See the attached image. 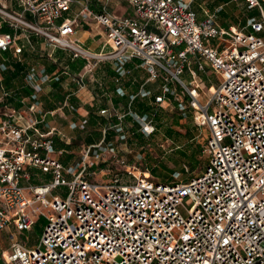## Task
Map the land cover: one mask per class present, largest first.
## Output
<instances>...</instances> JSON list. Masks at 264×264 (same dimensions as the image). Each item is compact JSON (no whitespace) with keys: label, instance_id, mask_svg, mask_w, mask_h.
<instances>
[{"label":"built area","instance_id":"built-area-1","mask_svg":"<svg viewBox=\"0 0 264 264\" xmlns=\"http://www.w3.org/2000/svg\"><path fill=\"white\" fill-rule=\"evenodd\" d=\"M14 1L19 10L12 0H0V25L16 30L0 33V53H21L20 34L34 32L89 61L114 60L119 69L141 60L151 80H164L156 102L173 96L180 117L191 113L208 131L207 164L167 183L146 174L151 171L138 176L121 159L123 170L90 179L104 154L118 158L112 144L87 146L82 163L65 167L53 156V138L38 128L43 120L33 114L23 123L24 115L6 108L0 112V237L10 226L30 231L40 216L47 223L37 246L14 241L2 251L4 263L264 264V0H246L259 14L249 18L247 30L235 31L214 15L199 19L195 0H127L128 16L106 7L94 11L88 0ZM75 5L79 11L66 17ZM80 18L105 28L109 51L90 52L72 38ZM210 69L221 80L207 87L202 74ZM37 76L34 70L28 81ZM139 119L152 134L151 120ZM91 156L96 161H86ZM34 169L52 179L25 184ZM60 186L68 188L65 197L53 193Z\"/></svg>","mask_w":264,"mask_h":264},{"label":"crops","instance_id":"crops-1","mask_svg":"<svg viewBox=\"0 0 264 264\" xmlns=\"http://www.w3.org/2000/svg\"><path fill=\"white\" fill-rule=\"evenodd\" d=\"M11 4L19 10L15 1L12 0ZM88 4L94 11L106 7L115 15L128 16L127 13L118 14L116 11L125 9L111 7L108 1L88 0ZM192 8L199 19L214 15L222 28L232 31L247 30L249 18L259 14L257 8L248 9L246 0H195ZM78 11L79 7L75 5L66 17L73 18ZM0 30V33H16L8 23L0 25ZM20 32L17 31V34ZM73 37L84 49L93 53L105 51L107 46L106 30L94 20L80 18ZM17 43L23 47L21 53L15 54L14 49L0 53V64L3 58L6 59V70L0 73V111L6 108L10 112L16 110L24 115L23 123L33 114L41 118L43 122L38 125L39 130L51 136L55 150L58 149L53 156L62 164L61 155L66 153L69 156L70 163L67 166L63 164L65 167L74 166L72 155L76 150L80 154L87 146L111 142L116 134L108 133V129L121 128L126 120L138 122L139 118L151 120L157 127L162 111L171 106L178 108V102L171 95H167L163 103L156 102V97L163 95L164 80H151L149 71L139 59L134 58L119 69V64L114 60L89 61L84 56H75L72 50L52 45L44 36L34 32H28L27 36L21 33ZM34 70L38 72L36 81L29 82L28 75ZM80 78H84V82L78 85L76 81ZM184 78L188 80L189 74L186 73ZM36 83L41 89H36ZM101 110L106 112L102 114ZM95 125L104 128L97 130L93 127ZM90 128L102 133L98 141L84 140L77 134ZM79 141L82 142L78 147L80 149L74 148L73 144ZM45 176L52 179L51 173L34 169L31 179L24 183L49 182L44 179ZM19 234L13 226L1 234L0 264H5L1 252L10 251L14 241L30 247L19 239Z\"/></svg>","mask_w":264,"mask_h":264},{"label":"rangeland","instance_id":"rangeland-1","mask_svg":"<svg viewBox=\"0 0 264 264\" xmlns=\"http://www.w3.org/2000/svg\"><path fill=\"white\" fill-rule=\"evenodd\" d=\"M108 1L111 7H115L118 10L125 9V11H116L118 14L127 13L133 15V8L126 0H104ZM1 31V30H0ZM74 39V37H73ZM109 46H106L105 51H109ZM95 59L91 58L94 62ZM203 80L206 81L207 87L215 84L221 80V78L214 74L204 75ZM4 110L1 109L0 112ZM180 118V111L173 106L169 109L161 112L159 119V125L155 127L152 134H147L145 130V120L137 119L139 122H133L126 120L124 126L117 131L116 127L108 129L109 132H114L116 136L112 137V141L104 143V146L112 144L118 149V158L110 157L109 154H104L103 158L98 160L93 167L90 168L91 172L96 171L95 174L90 176V179L102 180L109 179L118 169H122L119 160L124 159L127 164L135 166V172L138 176H144V172H149L154 179H158L162 182H171L175 179H186L201 172L207 164V155L201 151L199 155V163L195 167L189 165V158L192 150L197 146L205 144V140L208 135V131L205 128L200 127L194 120L191 113L185 118ZM179 119V120H178ZM94 129L101 130L104 127L101 125L93 126ZM93 128L80 131L77 134L82 139L88 141H98L102 133L94 130ZM171 132V135L169 134ZM122 133V134H120ZM121 136L123 138H121ZM82 142H75L73 147L76 149ZM58 149L56 150L57 153ZM72 155V164L82 163L84 161L83 153L79 154V151ZM61 161L64 165H69V156L66 153L61 155ZM88 162H94L96 159L90 157L86 159ZM134 169V168H133ZM152 170L155 172L153 173ZM141 172V173H140ZM45 176L46 181L50 180ZM124 182H132L129 178H125ZM54 194H60L66 196L68 188L66 186H60L53 192ZM47 220L45 217L40 216L29 232H23L18 235L19 239L30 247L37 246L40 243V238L43 232V228L46 225Z\"/></svg>","mask_w":264,"mask_h":264},{"label":"trees","instance_id":"trees-1","mask_svg":"<svg viewBox=\"0 0 264 264\" xmlns=\"http://www.w3.org/2000/svg\"><path fill=\"white\" fill-rule=\"evenodd\" d=\"M169 134L171 135V132H169ZM201 151H202V146H197L196 148H194L193 150H192V152H191V154H190V158H189V165L191 166V167H195V165L197 164V163H199V155H200V153H201ZM152 172L153 173H155L153 170H152Z\"/></svg>","mask_w":264,"mask_h":264},{"label":"bare ground","instance_id":"bare-ground-1","mask_svg":"<svg viewBox=\"0 0 264 264\" xmlns=\"http://www.w3.org/2000/svg\"><path fill=\"white\" fill-rule=\"evenodd\" d=\"M149 130H151V127H148ZM147 174V173H146Z\"/></svg>","mask_w":264,"mask_h":264}]
</instances>
